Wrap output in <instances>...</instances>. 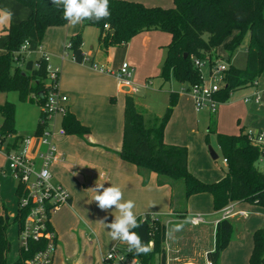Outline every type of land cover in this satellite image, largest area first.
Masks as SVG:
<instances>
[{
    "label": "crops",
    "instance_id": "1",
    "mask_svg": "<svg viewBox=\"0 0 264 264\" xmlns=\"http://www.w3.org/2000/svg\"><path fill=\"white\" fill-rule=\"evenodd\" d=\"M135 1L143 2L148 6L172 7L168 0ZM0 7L9 9L13 13L10 19L0 21V54H2L8 40L7 27L11 23L26 19L30 9L16 0H0ZM92 27L84 26L83 23L75 26L69 23L63 26H51L42 41L44 51L50 56L51 64L60 67L58 90L68 97L69 111L91 129V132L84 137L75 134L57 136L58 150L64 160L53 163L51 170L54 180L62 183L69 190L71 200L51 217V226L57 234L58 241L54 264H104L105 253L115 244L116 241L109 235V229L101 221L107 217L104 222L111 223L117 213L114 208L102 211L97 203L92 201L94 193L88 189L95 187L96 183H103L105 188L111 186L110 184L120 187L123 199L125 201L131 199L135 202L136 207L133 211L137 217L150 221L161 219L164 222L166 220L167 223H189L193 227L192 231L180 229L181 232L176 236L171 248L168 246L166 235L167 264H205L207 253L213 250L214 246L207 248L202 254L201 251H197L195 240L203 241L207 226L209 228L213 225L216 232V224L220 220L221 212L214 210L213 196L210 193H198L188 199L186 215L179 216L173 212L171 206L172 187L169 184L160 185L155 172L147 175L145 182L139 168L119 156L118 152L123 146L125 100L127 93L131 91L121 85L115 73L120 65L127 61L133 67L132 80L139 88L134 93L136 97L144 91L143 94L147 98L155 100L154 108H148L146 105L145 108L140 109V102H137L136 98L137 106L143 113L147 126L159 125L170 104V93L179 94L178 102L165 127V141L187 146L190 171L206 182L218 181L225 176V171H219L213 163L207 147L206 136L211 122H215L216 132L211 134L216 137L217 133L238 134L241 129L264 130V87L260 89L259 83L245 87L247 92L236 98H233L234 92L226 102L219 105L216 113L207 110L197 111L192 95L186 91V85L174 90L172 88L166 90L162 86L165 82L160 74L166 57V45L171 40L170 33L158 30L144 31L133 36L126 43L110 46L104 50L98 44L99 29L95 26V32L88 29ZM79 32L83 37V51L89 59L84 63L75 61L72 54L67 52L68 38ZM94 34L95 41L91 39ZM218 54L223 60H228L227 53L222 48H219ZM28 56L37 58L40 54L34 51ZM101 67L109 71H102ZM158 76L162 82L159 88L149 87L153 84L151 78ZM256 90L262 92L261 102L256 103L253 99L245 101V97L253 95ZM2 120L3 117L0 125ZM60 123L58 120L57 124ZM35 133L37 130L22 136ZM42 149L43 146L35 139L32 144V154L37 158L38 165V157ZM16 187L17 182L11 171L8 173L6 168L0 169V198L6 205L10 222L14 220L18 210ZM247 203H236L235 210L240 206L241 209L236 211H247V215L253 211L258 216L264 217V210L252 209L259 205L251 203L246 205ZM249 205L252 207L249 208ZM197 213L204 215L206 213V219L210 218L204 224L192 225L189 218ZM237 215L240 214H234L229 219L233 222V217ZM260 221L264 224V219ZM262 227L258 226L254 232ZM195 228L198 229L195 231ZM7 235L12 243L8 264H14L19 258L20 248L17 224L8 228Z\"/></svg>",
    "mask_w": 264,
    "mask_h": 264
},
{
    "label": "trees",
    "instance_id": "2",
    "mask_svg": "<svg viewBox=\"0 0 264 264\" xmlns=\"http://www.w3.org/2000/svg\"><path fill=\"white\" fill-rule=\"evenodd\" d=\"M30 9L26 19L11 23L6 34L5 51L0 54V94L15 90L22 100L36 101L43 106L47 100V63L40 56L31 58L21 52L23 44L34 52L42 45L47 29L63 26L62 7L52 5V0H16ZM111 16L94 23L88 20L84 26L99 29L98 44L106 50L128 42L144 31H165L171 40L166 45V57L161 69L164 82L174 79L189 88L203 80L201 68L195 60L218 59L222 48L228 60L242 45L246 35L249 44L246 50V64L243 68L228 65L226 84L218 91L217 98L226 102L231 94L241 88L253 86L264 74V0H174V6H148L135 0H109ZM83 37L79 32L68 38V49L75 61L84 63ZM179 94L170 93V104L159 125L147 126L144 115L136 103V95L127 93L124 111L123 146L119 156L135 164L147 181V175L155 172L160 185L169 184L173 189L171 206L173 212L183 217L187 213L188 199L198 193H210L213 207L221 211L230 203L248 202L264 207V171L260 170L261 148L247 136L246 130L238 134L217 133V142L226 159L225 176L218 181L206 182L194 175L188 166V148L185 145L165 141V127L178 102ZM3 117L0 125V139L6 150L18 149L24 139L15 126L16 106L13 102L0 103ZM41 110L37 132H40ZM67 134L84 137L91 132L77 116L68 111L62 119ZM216 132L211 122L209 136ZM183 186L177 187L178 181ZM18 210L13 220L19 233L23 228L28 210L20 207L19 200L25 195L24 187L17 184ZM7 208L0 198V264H8L12 243L7 235L10 219ZM141 226L133 229L141 238L151 244V251L138 255L143 264H167V224L161 219L150 221L137 217ZM49 229L53 230L51 223ZM233 222L229 218L216 224L215 245L207 253L208 259L218 264L221 252L230 243ZM254 246L249 258L250 264H264V228L254 232ZM47 239L29 240L28 250L20 246L19 258L14 264H26V260L44 249Z\"/></svg>",
    "mask_w": 264,
    "mask_h": 264
},
{
    "label": "built area",
    "instance_id": "3",
    "mask_svg": "<svg viewBox=\"0 0 264 264\" xmlns=\"http://www.w3.org/2000/svg\"><path fill=\"white\" fill-rule=\"evenodd\" d=\"M29 43L26 41L21 49L24 54H29ZM40 57L46 61L48 93L47 100L42 106L43 116L40 119V132L24 137L18 149L6 150L5 145L0 139V154L7 158V165L16 180L17 184L24 187L25 195L20 198V207L28 210L22 230L19 233V244L25 250H28L29 240L47 239L46 247L32 257L26 260V264H54V257L57 248V234L49 229L52 215L63 205L71 200L69 190L60 182L53 178L51 166L57 161H63V156L59 153L57 146V136L66 135V130L62 125V119L69 111L68 97L59 92L60 67L53 66L50 62V56L40 45L36 50ZM89 59L84 56V62ZM207 61L195 60V64L200 68ZM93 66L98 67L96 64ZM102 71H109L103 67ZM228 64L225 60L218 59L210 65V82L203 80L200 83L190 85L186 90L192 95L194 105L197 111L208 110L211 113L218 111L222 103L217 98L218 91L226 84V71ZM133 67L124 61L118 71L115 73L121 85L136 93L139 88L132 80ZM258 83L255 81L254 85ZM254 100L260 103L262 92L256 90L253 95L245 97V101ZM60 117V124H57ZM248 138L258 145L262 152L259 163H264V130L246 129ZM37 139L43 146L39 153V165L37 158L32 154V144ZM226 161V159H225ZM236 202L230 203L221 212V219L229 218L234 214L247 215L244 210H235ZM219 220V221H220ZM192 225L198 226L207 222L206 216L201 213L192 215L189 218ZM152 244V243H151ZM134 254L128 251V245L116 241L115 244L105 253L103 257L104 264H132ZM136 264H143L138 256H135ZM205 264H215L212 260H206Z\"/></svg>",
    "mask_w": 264,
    "mask_h": 264
},
{
    "label": "rangeland",
    "instance_id": "4",
    "mask_svg": "<svg viewBox=\"0 0 264 264\" xmlns=\"http://www.w3.org/2000/svg\"><path fill=\"white\" fill-rule=\"evenodd\" d=\"M168 1L170 2V6H174V0H168ZM0 9L2 8L0 7ZM88 29H92V31L94 32L96 31L94 26ZM91 39H94L95 41L96 39L95 34L91 37ZM248 44H249V35H246L242 45L232 55L230 60L226 61L227 64L228 65L233 64L236 67L243 68L246 64V50H247ZM161 49H165V48L161 47ZM67 52L70 54L69 49H68V43H67ZM201 72H202L204 80L209 83L210 82V62L209 61H207V63H205L201 67ZM151 80L153 81V84L150 85L149 87L159 88L160 84H162V82L159 80V76L153 77L151 78ZM46 82L48 83L49 80L47 79ZM258 83H259L260 89L264 87V74H262L258 78ZM162 86L166 90L171 89V88L172 90L181 89V87H183L182 84H180L178 81L174 79L163 83ZM234 92H233L234 93L233 98H236L242 94H245L247 90L246 88H243V89H238L237 91H234ZM143 93L144 91L140 92L139 96L136 97L137 102H140L139 103L140 109L145 108L144 106L146 105L148 106V108L149 107L154 108L155 100L147 98V96H145ZM5 101L13 102L16 106L15 126L17 129V132L20 135H27L37 130L42 107L39 106V104L36 101L22 100L20 98L19 93L15 90H11L9 92L0 94V102H5ZM1 119H2V116L0 113V122H1ZM58 119L60 121V117ZM209 146H212L213 149L217 151L219 155L217 159H213L211 157L217 169L219 171H226V161L218 146L217 137L214 134H211L209 136V143H207V147ZM258 166L260 170L262 171L264 170L263 162H260ZM2 168H6L9 173L10 169L7 165V158L4 155L0 154V169ZM179 186L181 187L183 186L182 180L178 181L177 187ZM248 204L250 203H247L246 205ZM248 207L250 208L252 206L249 205ZM258 208L264 210V208L260 206L257 208H252V209H258ZM238 209H241V207L237 206L236 210ZM209 218L210 217H207V219ZM219 219H221V217ZM262 219H264L263 216L262 217L258 216V214L253 211L251 214L247 216L240 214V215L233 217L232 237H231L228 247L221 252L219 260H218V264H236V262L238 264H250L249 258H250V253L252 250L253 240H254L253 232L258 226H263L264 228V224L261 223L260 221ZM165 223L167 224V241H168L169 248H171V246L175 243L176 236L179 235L181 232L180 229L183 228L186 231H192L193 229V227L187 222L177 224V222L167 223V221L165 220ZM13 225H16V223L12 221L10 222L9 227ZM197 229L198 228H195V231ZM206 229L207 230L204 233L205 237H203L204 238L203 241H197V239L195 240L197 244V251H201L202 254L204 253V250L214 246L213 232L215 229L213 225L212 226L210 225L209 228L207 226Z\"/></svg>",
    "mask_w": 264,
    "mask_h": 264
},
{
    "label": "clouds",
    "instance_id": "5",
    "mask_svg": "<svg viewBox=\"0 0 264 264\" xmlns=\"http://www.w3.org/2000/svg\"><path fill=\"white\" fill-rule=\"evenodd\" d=\"M52 5L62 7L63 18L73 26L81 24L85 20L99 23L111 16L109 0H52ZM12 15L11 10L0 9V21L10 19ZM110 185L105 188L103 183H96L95 187L88 190L94 193L92 201L97 203L100 210L115 209L117 214L114 215L111 223L104 222L107 217L101 222L109 229V235L114 241L128 245V251L134 254L132 264H136L135 256L149 253L151 242H145L138 232L133 231L141 226L133 211L136 207L135 202L131 199L125 201L121 188Z\"/></svg>",
    "mask_w": 264,
    "mask_h": 264
},
{
    "label": "water",
    "instance_id": "6",
    "mask_svg": "<svg viewBox=\"0 0 264 264\" xmlns=\"http://www.w3.org/2000/svg\"><path fill=\"white\" fill-rule=\"evenodd\" d=\"M209 152H210V155L213 159H217L219 157V155L217 154V152L213 149L212 146H209ZM7 218H9V216H7Z\"/></svg>",
    "mask_w": 264,
    "mask_h": 264
}]
</instances>
